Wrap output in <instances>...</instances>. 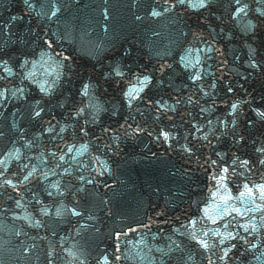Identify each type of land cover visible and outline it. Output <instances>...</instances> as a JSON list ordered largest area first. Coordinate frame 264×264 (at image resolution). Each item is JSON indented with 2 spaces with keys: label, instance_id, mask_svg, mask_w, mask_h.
<instances>
[{
  "label": "water",
  "instance_id": "water-1",
  "mask_svg": "<svg viewBox=\"0 0 264 264\" xmlns=\"http://www.w3.org/2000/svg\"><path fill=\"white\" fill-rule=\"evenodd\" d=\"M262 189L264 0H0V264H264Z\"/></svg>",
  "mask_w": 264,
  "mask_h": 264
},
{
  "label": "snow or ice",
  "instance_id": "snow-or-ice-1",
  "mask_svg": "<svg viewBox=\"0 0 264 264\" xmlns=\"http://www.w3.org/2000/svg\"><path fill=\"white\" fill-rule=\"evenodd\" d=\"M25 179H27V177H26ZM262 190H264V189H262ZM249 191H250V190H249ZM202 243L204 244L205 247H207L206 242H203V241H202Z\"/></svg>",
  "mask_w": 264,
  "mask_h": 264
}]
</instances>
